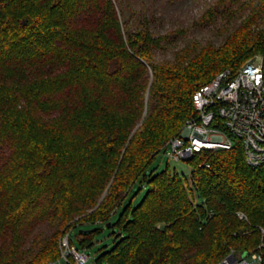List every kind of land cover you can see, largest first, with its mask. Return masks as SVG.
Wrapping results in <instances>:
<instances>
[{
    "label": "trees",
    "instance_id": "16d2710c",
    "mask_svg": "<svg viewBox=\"0 0 264 264\" xmlns=\"http://www.w3.org/2000/svg\"><path fill=\"white\" fill-rule=\"evenodd\" d=\"M238 10L249 12L222 44L190 41L158 61L183 31L156 34L130 0H1L0 264H63L62 237L109 221L138 181L148 188L110 224L125 233L99 264H219L260 250L264 163L248 165L229 131L231 148L186 159L190 180L169 165L147 172L196 114V90L264 53V0H217L204 16Z\"/></svg>",
    "mask_w": 264,
    "mask_h": 264
},
{
    "label": "built area",
    "instance_id": "2783aa9c",
    "mask_svg": "<svg viewBox=\"0 0 264 264\" xmlns=\"http://www.w3.org/2000/svg\"><path fill=\"white\" fill-rule=\"evenodd\" d=\"M193 103L196 114L173 138L167 153L171 159L186 160L204 149L231 148L234 143L227 130L241 140L248 165L258 167L264 163V53L255 55L237 72H219L196 90ZM238 215L245 218L243 213ZM61 247L62 263H87L89 257L70 244L69 234L63 236ZM259 249L246 256L231 252L219 264H252L249 257L256 264H264V244Z\"/></svg>",
    "mask_w": 264,
    "mask_h": 264
},
{
    "label": "rangeland",
    "instance_id": "374dc122",
    "mask_svg": "<svg viewBox=\"0 0 264 264\" xmlns=\"http://www.w3.org/2000/svg\"><path fill=\"white\" fill-rule=\"evenodd\" d=\"M133 2L135 8L142 14L148 15L154 19V30L156 34H165L169 31L179 29L183 31L182 35L165 49L156 50V59L158 61L173 60L175 51L185 47L190 41H197L199 44L204 45L208 42L220 45L224 42L226 36L235 29L241 20L248 14V10L239 11L233 19L226 17H216L213 21L205 17L207 10L217 0H130ZM255 55L249 57L244 61L235 72L239 71L244 64L251 61ZM176 137V136H175ZM174 138V137H173ZM171 138L164 146L154 163L149 167L148 173H157L166 166L172 170L178 171L188 180L191 179L192 165L184 159L175 160L171 159L167 154L172 147ZM148 185L138 181L133 186L130 194L125 201L118 207L111 215L109 221H96L81 223L74 227L71 231V239L79 248L80 251L85 253L89 259L86 264H99L97 258L104 250L111 249L119 238L121 233H125L119 225L108 226L109 224H116L127 205L132 203L138 204L144 196ZM140 189V190H139ZM96 230L94 235L93 244L88 247H83L77 235L81 231ZM42 231L49 233V227L42 228ZM66 234V235H67ZM65 236V235H64ZM63 238V237H62ZM62 240V239H61ZM61 247V245H60ZM62 248V247H61ZM62 260V258H61ZM249 260L252 264H256L251 257ZM62 263V261H60ZM63 264H67L63 261Z\"/></svg>",
    "mask_w": 264,
    "mask_h": 264
},
{
    "label": "water",
    "instance_id": "95a60500",
    "mask_svg": "<svg viewBox=\"0 0 264 264\" xmlns=\"http://www.w3.org/2000/svg\"><path fill=\"white\" fill-rule=\"evenodd\" d=\"M0 2H1V0H0ZM109 226H110V224H109ZM248 253L246 252V253H244V256H246Z\"/></svg>",
    "mask_w": 264,
    "mask_h": 264
}]
</instances>
